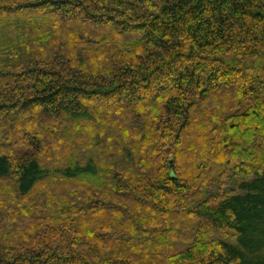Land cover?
Here are the masks:
<instances>
[{
  "label": "trees",
  "instance_id": "trees-1",
  "mask_svg": "<svg viewBox=\"0 0 264 264\" xmlns=\"http://www.w3.org/2000/svg\"><path fill=\"white\" fill-rule=\"evenodd\" d=\"M0 264H264V0H0Z\"/></svg>",
  "mask_w": 264,
  "mask_h": 264
},
{
  "label": "rangeland",
  "instance_id": "rangeland-1",
  "mask_svg": "<svg viewBox=\"0 0 264 264\" xmlns=\"http://www.w3.org/2000/svg\"><path fill=\"white\" fill-rule=\"evenodd\" d=\"M254 128H252V130H248V131H245V132H241L240 134H237L236 133V141L237 143L239 144V148L237 149L238 151V154L237 156L243 160H246L247 158V155L246 153L250 151L249 149V144L251 143V141L253 139L256 138V133H258V130H254ZM258 156H261V153L258 154Z\"/></svg>",
  "mask_w": 264,
  "mask_h": 264
},
{
  "label": "water",
  "instance_id": "water-1",
  "mask_svg": "<svg viewBox=\"0 0 264 264\" xmlns=\"http://www.w3.org/2000/svg\"><path fill=\"white\" fill-rule=\"evenodd\" d=\"M170 163H171V161H170Z\"/></svg>",
  "mask_w": 264,
  "mask_h": 264
}]
</instances>
